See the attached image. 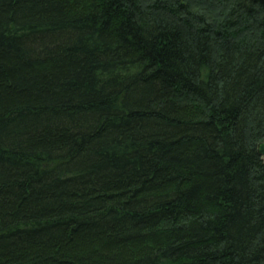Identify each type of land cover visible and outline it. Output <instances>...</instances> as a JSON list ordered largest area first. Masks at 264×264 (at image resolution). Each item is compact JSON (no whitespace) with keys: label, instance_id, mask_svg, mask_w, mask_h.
Returning <instances> with one entry per match:
<instances>
[{"label":"trees","instance_id":"16d2710c","mask_svg":"<svg viewBox=\"0 0 264 264\" xmlns=\"http://www.w3.org/2000/svg\"><path fill=\"white\" fill-rule=\"evenodd\" d=\"M264 0H0V264H264Z\"/></svg>","mask_w":264,"mask_h":264},{"label":"water","instance_id":"95a60500","mask_svg":"<svg viewBox=\"0 0 264 264\" xmlns=\"http://www.w3.org/2000/svg\"><path fill=\"white\" fill-rule=\"evenodd\" d=\"M258 153L263 157L264 159V142L260 143L258 146Z\"/></svg>","mask_w":264,"mask_h":264},{"label":"bare ground","instance_id":"6f19581e","mask_svg":"<svg viewBox=\"0 0 264 264\" xmlns=\"http://www.w3.org/2000/svg\"><path fill=\"white\" fill-rule=\"evenodd\" d=\"M259 146V145H258Z\"/></svg>","mask_w":264,"mask_h":264}]
</instances>
